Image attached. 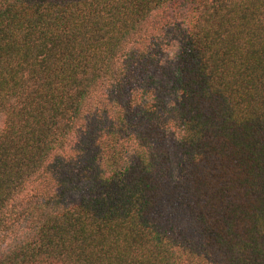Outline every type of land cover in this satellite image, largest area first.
Instances as JSON below:
<instances>
[{
    "label": "trees",
    "instance_id": "obj_1",
    "mask_svg": "<svg viewBox=\"0 0 264 264\" xmlns=\"http://www.w3.org/2000/svg\"><path fill=\"white\" fill-rule=\"evenodd\" d=\"M0 264H264V0H0Z\"/></svg>",
    "mask_w": 264,
    "mask_h": 264
}]
</instances>
